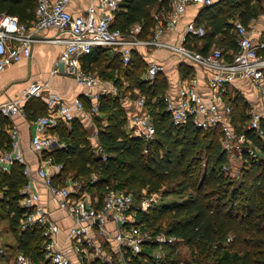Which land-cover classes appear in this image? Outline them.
<instances>
[{"label":"built area","instance_id":"1","mask_svg":"<svg viewBox=\"0 0 264 264\" xmlns=\"http://www.w3.org/2000/svg\"><path fill=\"white\" fill-rule=\"evenodd\" d=\"M35 1L36 17L30 23L22 22L18 16L0 12V71L23 58H31L37 43L61 45V53L50 74L73 78L84 86V96L90 106L87 107L82 98L69 103L59 93L52 91L47 82L40 81L31 82L19 97L0 102V116L11 118L18 114L30 121L34 129L30 151L39 159V165L33 170L22 144V133L17 125H13L8 131L9 147L0 148V172L10 173L14 165L22 166L27 181L20 190L19 205L24 210L20 229H40L43 250V260H36L20 251L13 264H91L95 259L111 263L114 251L123 261V256L129 251L134 256L142 252L144 243L151 238L161 246L177 245L180 240L176 236L161 233L152 237L142 224L135 223L137 212H149L160 202L159 192L133 193L112 189L99 203L100 199L91 194L81 180L64 173L63 163H57L52 157H43V153L50 149H67V145L51 130L74 119L90 122L93 152L106 161L109 154L99 140L96 124V118L100 117L99 99L109 95L121 97L125 103L130 95L125 97L122 87L114 81L86 70L83 61L95 48H107L119 53L123 64L129 66L135 49H168L181 60L191 61L209 72L207 83L211 96L205 97L201 93L198 76H179L177 86H170L163 95L166 111L170 113L175 126L192 122L196 127L208 130L221 125L224 132L222 147L229 157L223 172L231 174L237 159H243L244 154L255 157L257 152L251 140L234 128V110L225 100L228 84L245 79L252 82L261 108L252 107L248 113V128L260 136L264 134V54L260 51L264 49V43L257 45L253 40L256 19L253 17L248 25L239 19L234 21L238 46L229 58L219 47L204 54L186 46L189 36L206 34V29L194 21L185 25L178 43L162 39L178 30L181 17L191 2L211 6L223 0H169L170 7L153 14L154 25L148 38L139 36L143 30L141 24H135L129 32L113 28L115 14L123 0H92L87 9L79 13L70 10L72 0ZM45 29H55L58 34L41 37L40 33ZM164 71V64L152 59L147 62L143 78L152 83ZM134 92L138 94L135 104L140 110L130 111V114L127 112L128 128L134 136L143 137L146 141L154 140L156 131L147 109V97L138 90ZM36 96L43 97L47 112L30 118L24 103ZM96 181L97 176L93 173L89 185L93 186ZM37 184L46 189V198L36 189ZM51 205L73 220L68 228L63 229L61 220L54 218ZM232 240L233 236L230 235L227 241ZM106 244L114 246V249L109 246L113 252L106 251ZM5 254V246L0 240V258ZM163 257L160 250L153 253L156 263L162 262Z\"/></svg>","mask_w":264,"mask_h":264},{"label":"trees","instance_id":"2","mask_svg":"<svg viewBox=\"0 0 264 264\" xmlns=\"http://www.w3.org/2000/svg\"><path fill=\"white\" fill-rule=\"evenodd\" d=\"M168 6L169 0H123L115 14L113 28L129 32L135 24H141L143 30L139 36L148 38L153 9ZM36 7L35 0H0V12L18 16L26 23L35 19ZM263 9L264 0H223L206 6L203 19L208 21L211 29L207 28L204 35L207 47L201 53L210 52L208 49L215 37L222 34L224 43L219 48L231 58L238 46L234 21L238 18L248 25ZM110 53H113L110 49L95 48L86 57L83 67L95 72L93 66L97 62H109L98 73L102 78H112V73L105 66L117 69L120 78L114 79L116 84L123 87V78L127 82V91L137 88L145 95L147 109L155 126V139L146 141L143 137L134 136L127 126L126 104L121 97L107 95L99 99L100 117L96 118L99 140L109 154L106 161L94 154L91 128L86 121L79 119H74L69 125L60 124L55 129L67 149L54 148L44 152L43 157H52L57 163H63L64 173L81 180L100 199L99 203L111 189L133 193L159 192L160 202L149 212H137L135 223L142 224L152 237L161 233L174 235L180 240L179 243L189 246L191 258L185 260L186 264H264V134L260 136L247 128L249 105L238 96L231 103L236 132L244 133L257 152L255 157L243 155L240 175L234 178L223 172V166L229 160L228 153L222 147L223 127L220 125L205 130L192 122L175 126L163 100L169 85L164 73L151 83L143 78L147 63L138 52L134 51L129 66L123 67L120 63L114 68L113 64L118 59ZM85 103L87 107L90 106L89 101L85 100ZM5 122L8 123V119L0 116V124ZM9 144L8 138L7 147ZM137 169H141L138 174L143 175L142 178L136 175ZM93 173L97 175V181L90 186ZM176 177L181 178L178 188L164 190L162 181ZM26 181L19 164L14 165L9 174L0 172V191L4 193L0 208L6 215H12L11 229L20 238L21 252L36 260H43L40 229H20L24 212L19 205L20 190ZM56 181L58 183L59 179ZM188 190V197L167 201L173 193ZM165 216L171 219L167 227L158 224ZM230 235L233 240L228 242ZM105 249L113 252L108 244ZM156 250L164 255L160 263L153 258ZM123 257L124 264L183 263L177 245L161 246L152 238L144 243L138 255L134 256L129 251ZM123 261L119 254L113 252L111 263L95 259L91 264H123Z\"/></svg>","mask_w":264,"mask_h":264},{"label":"crops","instance_id":"3","mask_svg":"<svg viewBox=\"0 0 264 264\" xmlns=\"http://www.w3.org/2000/svg\"><path fill=\"white\" fill-rule=\"evenodd\" d=\"M90 3H92V0H72L70 4V10L75 13L83 12L84 10L87 9ZM160 9L162 8L155 7L152 11V26L149 30L148 36L149 34L151 35L152 33L151 31L154 25L153 14L159 11ZM205 9H206V5L191 2L186 12L181 17V20L178 24V30L172 33H168L167 35L163 36L162 39L165 41L178 43L180 41L181 32L184 30L185 25L188 22H192V21L206 28V33H207V28L208 30H210L211 26L208 23V21L203 19ZM254 18L256 19V22H255V32L253 34V40L255 44L261 45V43H264V9L261 10V12L257 14V16ZM57 34H58L57 30L55 29H45L40 33V36L54 37ZM204 35L194 34L189 36L186 42V46L191 48L192 50L202 52L203 49L207 47L206 46L207 40H206V36ZM223 38L224 36L222 34H218L215 37L212 45L209 47L208 51H211L219 44H223L224 43ZM61 50H62L61 45H57L53 43H43V42L37 43L34 45L33 55L31 58H23L18 63H15L14 65L6 68L3 71H0V102H5L19 97L23 93V91L29 86V84L33 81L47 82L49 88L52 91L59 93L69 103H72L76 98H82L86 100L84 96L86 92V88L84 86L79 85L76 80L67 76L50 74L54 62L60 55ZM135 51L138 52L140 56H142V58L146 61V63L152 59H156L164 64L165 71L163 73L166 76L167 81L169 83L168 85L169 89L170 86H172L171 79L174 80V77L178 79L179 76L182 77H188L190 75L198 76L199 89L201 93L205 97L211 96L210 87L209 84L207 83L209 72L204 68L192 63L191 61L181 60V58L177 54H174V52H171L168 49L138 48L135 49ZM111 52H113L115 54V58L118 59V62H115L113 64V68L117 64L120 65V63L121 66L124 67L120 54L112 50ZM106 65H109V62ZM105 68L108 72L112 73L110 75L112 76V78L110 79L107 78L106 80L114 81L115 78L117 77L120 78V72L117 69L114 70L112 68H108V66H105ZM184 72H187V74ZM121 79L123 82V87H122L123 95L127 97L126 95H128L129 92V95L132 96L133 94H135L134 97L135 98L138 97V94L134 92L138 89L134 88L133 90L127 91L125 89L126 86L125 84H127V82L125 81V79L123 78ZM226 92L227 93L225 94V100L227 104L231 105V103H233L232 101L234 100V98H237L238 96L249 105V112L252 109V107L261 108L260 100L258 101L256 97L257 95L256 88L253 86L252 82L249 79L237 80L236 82L228 84ZM135 98L130 97L127 99L128 102H125L126 104L125 106L128 114H130V111L134 112L140 110L135 104ZM32 99L31 101L29 100L30 102L27 101L24 103V106H26L27 110L29 111L30 118H36L39 115L46 114L47 107H46V103L43 100V97L36 96ZM7 119H8V123L5 122L4 124H0V148L7 147L8 138H9L8 131L13 125L15 126L17 125V127L20 129L22 133V144L25 150L27 151L26 153L27 158L30 164L32 165L33 170H36V167L39 165V159L36 158L35 155L30 151V140L34 132L33 126L31 125L29 120H25L22 116L18 114ZM86 123L88 124L89 128H91L92 130L91 123L90 122H86ZM55 129L56 127L53 128L51 131L56 137L59 138L58 133L55 132ZM56 148L59 149V147ZM53 149H50L49 151H52ZM36 189L42 194L43 198H46L47 195L46 189L43 188V186L37 184ZM91 194L94 195L93 192ZM3 198H4V193L3 191H0V204ZM51 209L54 218L61 220L63 229L68 228L72 224L73 220L70 217H68L62 210L55 208L54 205H51ZM1 212L2 210L0 208V213ZM10 216L12 217V215L9 216L6 215L5 212H2V215L0 216V221H4L3 224H0V240L2 241L6 249V254L0 258V264H13L16 255L21 251L20 248L21 241L20 238L11 229ZM62 236H64V234H62ZM109 246L112 249H114V246L112 244ZM114 253H117V251H114Z\"/></svg>","mask_w":264,"mask_h":264},{"label":"rangeland","instance_id":"4","mask_svg":"<svg viewBox=\"0 0 264 264\" xmlns=\"http://www.w3.org/2000/svg\"><path fill=\"white\" fill-rule=\"evenodd\" d=\"M219 46H220V44L218 45V47ZM110 54H114V53H110ZM174 54H176V53H174ZM104 65H105L104 62L99 61V62H97L93 66V70L96 73H100V71L103 69ZM171 80H172L171 85H173L174 87H176L177 86V79H176V77H174V80L173 79H171ZM125 85H127V84H125ZM128 94H129V92H128ZM131 94H133V93H131ZM256 97H257V100L259 101L258 94L256 95ZM132 98H135L134 97V94H133ZM246 126L248 128V123H247ZM90 138H91V129H90ZM243 164L244 163H243L242 158L237 159L236 162H234V164H233L234 168H233V170H232V172H231V174L229 176L234 177V178H237L238 175H240L241 168L243 167ZM140 171H141V169H137V174L136 175L142 178L143 175L138 174V173H140ZM180 181H181V178H179V177H176V178H168V179L162 181V186H163L164 190L166 189L167 191H173V190H176L178 188L177 186H178V183H180ZM111 183L114 184V181H111ZM189 192H190V190L185 191L184 193L183 192H181V193H173L171 196L168 197L167 201L168 202H172L174 200H181L183 198H186V197L189 196V194H190ZM90 193H92V192L90 191ZM170 220L171 219H170L169 216H165L164 218H162V219L159 220V223L158 224H161V226H166L167 227V225L170 222ZM3 222L4 221H0V224H3ZM177 247H178V250L180 252V255H181L182 259H183V263L182 264H184V262L186 264V261L185 260H188V259L191 258V248L189 246H187L186 244H184V243H178L177 244Z\"/></svg>","mask_w":264,"mask_h":264}]
</instances>
